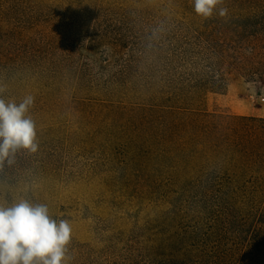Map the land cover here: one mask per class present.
<instances>
[{
	"label": "rangeland",
	"instance_id": "rangeland-1",
	"mask_svg": "<svg viewBox=\"0 0 264 264\" xmlns=\"http://www.w3.org/2000/svg\"><path fill=\"white\" fill-rule=\"evenodd\" d=\"M219 7L226 16L205 20L194 0H0V89L17 103L34 97L38 143L0 168V202L25 198L67 219L69 264H191L197 258L183 253L196 254L212 228L210 249L250 246L258 217L238 214L246 213L239 201L196 196L220 189L228 158L170 150L168 117L151 106L155 77L189 70L194 55L204 61L233 39L263 53L264 0ZM102 31L106 51L120 34L130 47L97 65L81 45ZM256 79L239 76L211 91L203 119L229 126L255 117L264 125V79ZM208 167L217 171L207 178Z\"/></svg>",
	"mask_w": 264,
	"mask_h": 264
},
{
	"label": "trees",
	"instance_id": "trees-1",
	"mask_svg": "<svg viewBox=\"0 0 264 264\" xmlns=\"http://www.w3.org/2000/svg\"><path fill=\"white\" fill-rule=\"evenodd\" d=\"M227 32L233 33L229 28ZM109 37L107 31L90 37L81 45L83 54L93 63L98 65L101 62L102 65L119 58L130 47L131 37L120 34L110 42L113 50L108 52L104 42ZM203 49L208 51L209 47ZM211 51L204 61H200L196 55L188 58L193 67L183 73L155 77L150 93L152 110L156 116L165 114L168 117L165 131H168L170 150L178 145L189 146L193 148L190 151L196 153L200 151L210 156L219 154L228 158L226 167L221 171L227 180L219 186L220 189L209 187L196 196L239 201L242 203L239 211L246 213L238 214L258 217L259 222L246 251L236 248L230 252H219L207 247L209 241L213 240L210 239L211 235L216 231L212 228L206 234L207 238L203 239L205 243L198 241L195 245L196 254L193 255L192 249L183 254L197 258L191 264H264V125L259 124L255 117H242L240 122H232L229 126L203 119L208 111L207 95L218 86L239 76L250 77L254 81L258 77L264 79V51L261 53L258 45L239 43L235 39ZM202 62L204 67H200ZM122 67L124 70L127 66ZM193 69L196 72H192ZM231 118L235 121L236 117ZM157 120L158 117L154 121L156 132L160 128ZM177 168L176 165L170 166V173L174 174ZM207 170V178L217 171L210 167ZM187 175H180L179 178L183 176L181 180L184 181ZM226 214L230 216V213ZM200 259L205 263L196 261ZM162 264L170 262L162 260Z\"/></svg>",
	"mask_w": 264,
	"mask_h": 264
},
{
	"label": "clouds",
	"instance_id": "clouds-1",
	"mask_svg": "<svg viewBox=\"0 0 264 264\" xmlns=\"http://www.w3.org/2000/svg\"><path fill=\"white\" fill-rule=\"evenodd\" d=\"M223 0H194L195 13L202 19L214 14L224 17ZM0 89V168L15 163L19 151L35 153L38 149L36 124L30 109L32 95L17 103L6 100ZM67 219H54L44 203L25 198L0 202V264H69L71 241Z\"/></svg>",
	"mask_w": 264,
	"mask_h": 264
}]
</instances>
